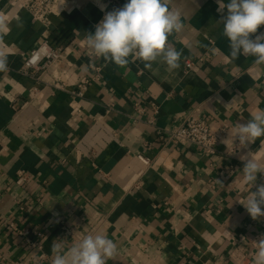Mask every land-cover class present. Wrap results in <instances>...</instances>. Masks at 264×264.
Wrapping results in <instances>:
<instances>
[{
  "label": "crops",
  "instance_id": "crops-1",
  "mask_svg": "<svg viewBox=\"0 0 264 264\" xmlns=\"http://www.w3.org/2000/svg\"><path fill=\"white\" fill-rule=\"evenodd\" d=\"M108 1L67 0L44 25L0 0V52L7 56L0 71V264H51L54 241L68 246L96 233L117 245L108 264H238L243 256L254 263L252 240L264 234V217L253 220L238 202L250 187L241 150L230 153L238 141L222 143L227 134L218 153L206 155L167 143L159 131L194 113L231 133L264 110V64L231 58L217 0H167L184 25L168 37L181 52L172 72L161 62L149 70L131 57L126 66L94 59L83 38L105 14L99 4L111 11L127 2ZM46 39L67 49L59 67L41 70L38 80L17 73ZM83 78L92 82L82 98L54 87L77 89ZM249 150L264 157V136ZM10 222L41 231L43 251L27 247Z\"/></svg>",
  "mask_w": 264,
  "mask_h": 264
},
{
  "label": "clouds",
  "instance_id": "clouds-1",
  "mask_svg": "<svg viewBox=\"0 0 264 264\" xmlns=\"http://www.w3.org/2000/svg\"><path fill=\"white\" fill-rule=\"evenodd\" d=\"M217 4V26H223L231 58L252 56L255 63L264 64V32L258 33L264 26V0H217ZM99 6L105 14L95 25V31L83 38L94 59L126 66L131 57L133 62H143L149 70L153 62H161L169 72L180 67L181 52L168 37L180 33L184 25L181 13L170 9L167 0H127L122 7L111 11H105L103 4ZM6 70V55L0 52V71ZM262 136L264 110H259L245 122H238L227 139L222 140L226 145L229 140L233 144L239 142L242 179L250 187L243 201L238 202L253 220L264 217V183H257L258 176L264 177V157H257L249 146ZM255 242L254 264H264V234ZM51 250V264H108L116 255L117 245L106 235L96 233L83 235L68 246L59 239L53 242Z\"/></svg>",
  "mask_w": 264,
  "mask_h": 264
},
{
  "label": "built area",
  "instance_id": "built-area-1",
  "mask_svg": "<svg viewBox=\"0 0 264 264\" xmlns=\"http://www.w3.org/2000/svg\"><path fill=\"white\" fill-rule=\"evenodd\" d=\"M10 2L29 12L33 20L44 25L49 23L50 16L60 15L68 3L67 0H10ZM115 2H117V0L108 1V3ZM66 50V48H62L61 46L52 45L50 41L46 39L39 47L24 56L23 64L16 72L21 76L38 80L36 74L41 70H46L51 67L57 69L59 67L60 63L66 57ZM186 64L188 69L192 68V63L187 62ZM93 70L97 73L94 79H98L101 68L95 66L93 67ZM91 82L92 80H89V78H83L81 79L77 89H71L61 82H56L54 87L58 90L69 92L75 97L82 98L88 91ZM137 109L138 111H143L140 106H137ZM151 109L153 111V117L150 122L154 124L156 115L158 114V106L152 105ZM228 130L229 128L226 125L222 126L218 130H214L206 119L193 113L189 115L185 122L180 126L172 130L159 131V134L161 135V138L166 140L167 143L174 145L192 144L201 149L206 155H216L218 153L217 146L221 142L222 138L228 134ZM238 144L239 142H237L235 147L230 150V153H234L237 150ZM148 147V144H146L145 148ZM138 159L145 166L150 165L149 159L143 153L138 155ZM21 174H23V172H20V175ZM58 221L61 223V231L66 236L71 235L72 230L65 226L62 220L58 219ZM9 225L11 230L23 239V242L27 247L37 249L40 252L43 251L42 241L44 239V235L41 231L20 229L14 222H10ZM94 231L95 229L92 230V233ZM261 235L262 234L257 235L252 240L254 248H257L255 241H257ZM40 258H44V255L41 254ZM237 262L238 264H254L249 260L248 256H243L237 259Z\"/></svg>",
  "mask_w": 264,
  "mask_h": 264
}]
</instances>
